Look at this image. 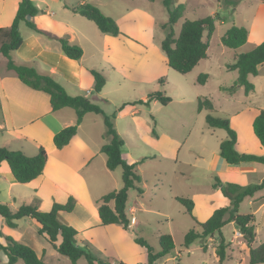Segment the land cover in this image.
I'll use <instances>...</instances> for the list:
<instances>
[{"label":"crops","instance_id":"obj_1","mask_svg":"<svg viewBox=\"0 0 264 264\" xmlns=\"http://www.w3.org/2000/svg\"><path fill=\"white\" fill-rule=\"evenodd\" d=\"M19 1L11 0L12 7L8 11L10 13L4 14L7 1L1 0L0 27L11 24ZM87 1L96 5L107 16L113 18L125 35L112 36L101 32L99 34L91 27L81 28L71 23L57 22L50 19L48 21L43 20L41 24V15H36L33 21L37 26L46 28L50 34L38 33L29 28L26 36L22 37L20 46L11 52L12 59L16 63L33 64L35 62L34 65L38 72L50 74L64 87L68 94L72 96H88L97 104L99 101H106L108 96L106 86L108 83L112 85L125 84V86L131 84L134 89H149L148 86L160 87L159 78L167 76L170 69L166 64V56L161 53L162 50L160 51V42L166 34V28L163 25L168 21L164 17L168 12L163 0ZM190 1L192 0H172L171 7L183 4L184 14L192 6H194L192 9H195L196 7H203L209 2L208 0H195V4H190ZM261 1L257 6L264 7V0ZM82 2L83 0H79L77 4ZM220 2L219 6L222 5ZM72 6L75 5L70 7ZM258 11L259 7L255 9L256 13ZM214 14H217L216 11L211 16ZM217 16L219 15L217 14ZM217 20L220 23L224 22L218 17ZM160 27L164 30L162 31L164 32L162 33L164 37L157 33ZM250 30H248L247 40L251 39L252 33ZM52 35L65 36L69 42L80 45L83 49L82 57L78 60L67 57L62 52L60 43ZM263 40L264 36L262 35L260 39L255 41V45ZM208 51L206 59L209 56ZM86 52H89L88 61L85 60ZM0 56L5 59V70H0V147L4 146L10 150H21L28 156L36 154L39 146H43L47 152L46 163L42 173L35 179L26 182L25 184L28 188L20 192H18L17 181L14 179L8 163L6 161L0 162V192L1 187L6 186L7 198L12 200L10 203L7 202L10 209L14 211L19 207V205H14L18 196H22L19 197V200L24 199L26 202H33L31 204L38 202L39 205L37 207L42 211H48L54 202L65 203L68 197L72 196L75 199L73 210L71 212L59 211L57 220L60 223L74 227L72 221L68 218L70 215L75 214L77 222L81 225V227H74L79 232L76 237L77 242L86 241L90 245L92 253L93 250H102L106 253L107 248L112 250L116 248L118 256L109 255L107 258H102L106 261L104 264L121 262L124 264H143L141 260L144 255L147 261L145 248L140 245L139 247L133 245V247L131 246L132 249L129 250L125 244L128 232L122 225L100 224L97 211L99 199L103 194L109 192L106 191L108 190L106 186H111L114 178L111 173L115 171V169L109 170L106 167V155L100 151L101 146L108 141L103 136L104 131L100 130L102 116L98 113L87 112L69 143L60 149L56 148L53 143L54 134L63 127L75 122V111L72 109L73 112H70L67 110L71 109L69 107L53 111L49 95L43 91L32 89L21 82L14 71L7 69L6 58L2 54ZM263 65L264 62L259 65L260 68H258L257 75H249V80L254 81L262 74ZM91 68L101 70L105 77L107 76V81L101 91L93 98L92 88L94 80L89 71ZM253 85L254 89L246 94L247 96H250L251 92L255 91L256 86L255 84ZM149 90L155 91L154 89ZM147 94L141 96L138 100L146 99ZM134 101L137 100L131 102ZM151 102L158 101L152 100ZM98 105L101 107L100 104ZM131 106H135V104H131ZM133 108L129 113L133 114V121H136L137 117L134 115L136 107ZM246 109H241L237 113L236 123L231 122L238 134L236 149L239 152L264 155V148L260 146L252 130V120L256 113H250ZM120 115L121 113H119ZM86 119H89L90 122H87ZM85 121L91 126L85 124ZM116 130L118 131L117 127ZM225 138L226 136L224 135L219 137L217 153L213 154L211 159L206 160L207 169L211 174L213 176L217 175L222 182H235L241 185L263 182L264 163L248 161L230 164L220 157L218 153L219 143ZM14 142L16 145H12ZM253 146L257 149H252ZM122 158L127 162L133 161L126 159L124 155H122ZM176 158H178V155ZM96 165H100L98 172ZM102 166L105 167V170L102 169ZM137 173L140 175L138 167ZM138 184L137 186L142 188V192L136 190V199L140 207H143L145 204L146 185ZM190 192L189 198L193 201L192 214L199 222L207 220L215 209L227 207L230 204L229 199L221 193L219 188H213L212 184L199 190H194L192 186ZM175 196L187 197L173 195V199H175ZM140 207L129 206L126 202V213L130 219L128 228H132L136 224L137 219L133 213ZM241 207H243V211H241ZM163 210V214H167L166 210ZM239 212L242 214H253V224L257 235L258 220L264 223V190L261 189L252 196H246L240 203ZM21 221L24 223L22 232H17L15 229L20 226L19 222L16 221L14 227H9L5 223L4 218L0 216V231L3 236H11L15 240L29 245L43 259L44 252L51 245L43 236L38 234L39 224L30 217L23 218ZM228 223L236 225L233 221ZM95 229L100 230L98 235L92 234ZM28 235L31 236L32 240L27 241L25 237H28ZM123 239L126 241L124 242ZM241 239H238V243H242L244 247L248 248L243 239ZM210 240L214 241L215 238L212 237ZM225 240L228 242L229 248L227 250L229 252L231 250L230 242H234V235L229 241ZM0 243H5L4 237H0ZM206 245L207 249L205 251L209 252L211 250L214 253V246L207 241ZM2 252H0V255ZM169 254L159 259L158 263L161 264L160 261L167 258ZM2 255L4 258L3 262L7 263V257L4 252ZM227 256H229V253H227Z\"/></svg>","mask_w":264,"mask_h":264},{"label":"rangeland","instance_id":"obj_2","mask_svg":"<svg viewBox=\"0 0 264 264\" xmlns=\"http://www.w3.org/2000/svg\"><path fill=\"white\" fill-rule=\"evenodd\" d=\"M6 1L4 14L10 13L8 11L12 7L11 0ZM32 1L40 10L38 15H41V24L43 20L48 21L50 19L57 22L71 23L81 28L91 27L100 34V31L92 21L71 10L73 6H70L78 5L79 0ZM208 1V4L203 7L192 9L194 7L192 6L173 25L176 36L184 20L202 18L216 11L219 16L217 14L213 15L215 30L209 40L208 58L201 59L185 74L177 73L170 68L168 75L164 77L165 85L163 88L148 86L149 89L160 90L163 95L170 97L168 104L163 105L158 101L151 102L148 105L133 103L135 106H131L132 103L129 104L127 102L138 100L150 90L148 88L134 89L131 84L125 86V84L112 85L109 83L106 86L108 95L106 101L98 102L106 114L114 115V118H112L114 127L118 128L117 132L123 141L121 147L122 155L128 160H133L132 162L141 161L137 166L141 175V182L138 185H146L145 204L143 207H140L136 199L138 186L131 188L128 192L127 204L129 206H139L140 208L133 213L137 219L136 224L132 228L126 229L128 236L125 244L129 250L132 249L131 246L133 247V245L139 247L134 241V238L139 236L157 251L159 249V235L162 233L171 234L174 249L167 258L160 261L161 264H217L214 253L211 250L209 252L204 251L199 241L193 242L187 248L183 246L182 242L187 230L192 225L195 228L197 226L195 221L185 211V208L173 199V195H183L189 198L192 186L194 190H199L207 188L214 182V176L207 169L206 160L211 159L212 155L217 153V141L222 135L226 136V131L222 128L209 127L205 121L207 113L216 117L228 118L230 122L236 123L237 113L241 109L245 110L247 108L246 110L250 113H256L257 108H264V65L262 74L254 81L250 79L256 86L255 91L251 92L250 96H247L243 87L240 86H237L232 93L220 89V86L228 87L232 85L237 77L235 70L227 69V64L234 60V54L251 50L255 46V41L260 39L262 35L264 36V7L257 6L262 1ZM194 2L195 0H192L190 4H195ZM219 2L222 4L221 6H219ZM257 7H259V11L256 13L255 9ZM216 16L220 20H224V22H218ZM164 17L167 20L168 14L166 13ZM232 22L243 25L248 30L251 29L252 33L251 39L237 49L228 48L220 41L221 35L230 27ZM3 27L7 28L8 26ZM19 31L21 36L24 37L29 31V27L24 22H20ZM162 31L164 30L160 27L157 30L158 35L161 34L162 36V33H164ZM161 53L164 55L162 51ZM88 57L89 52H86L85 60L88 61ZM258 68L260 67L258 66ZM0 70H5V59L2 56H0ZM201 73L207 74L204 84L198 81V76ZM198 98H208L212 102L213 108L211 110L198 111ZM133 107H136L134 112L137 117L136 121H133V114L129 113V111L134 109ZM67 110L73 112L72 109ZM119 113H121L120 116ZM86 121L90 122L89 119H86ZM86 121L85 124H87ZM100 122V130L104 131L105 127L102 118ZM87 125L91 126L90 124ZM101 140L106 141L105 139ZM12 145H16L15 142ZM252 149L257 148L253 146ZM177 155L178 158H176ZM102 169L105 170V167L102 166ZM96 170L97 172L100 170V165H96ZM111 175L114 177L113 182L111 186H106L108 189L106 191H111L121 186V168H116ZM16 184L18 192L28 188L25 183L17 182ZM5 187H1L0 202L10 203L12 200L7 198V188ZM19 197L22 196H18L14 205L33 203L26 202L24 199L19 200ZM34 204L39 205L38 202ZM163 209L166 210L167 214H163ZM241 211H243V207H241ZM23 218L28 217L16 220L20 224L15 229L17 232H22L24 223L21 220ZM68 219L72 221L75 228L81 227L75 214L70 215ZM189 225L191 226L189 227ZM257 225L258 231L252 243L253 247L257 246L260 241L264 242V223L258 220ZM236 230H238L237 225L227 223L222 227L221 232L225 239L229 241ZM99 232V229H95L92 234L98 235ZM25 238H27V241L32 240L30 235ZM210 238L212 237H208L206 241L215 248L217 237L213 236L215 238L214 241L210 240ZM241 238L243 239V237H239L234 239V242H230L231 250L229 252L228 250L226 251L229 256L226 257L223 264H251L249 262L248 248L244 247L241 242V244L238 243V239L240 240ZM123 240L124 242L126 241L125 239ZM77 243L82 245L80 242ZM116 252V248L115 250L107 248L106 253L102 250H93V254L99 258H107L109 255L118 256V252ZM2 254L0 255V264H6L3 262ZM43 261L45 264H72L68 257L60 255L51 246L47 247L44 252ZM141 263H147L145 255ZM16 264H23V262L19 260ZM75 264L88 263L84 257H81ZM256 264H264V262Z\"/></svg>","mask_w":264,"mask_h":264},{"label":"trees","instance_id":"obj_3","mask_svg":"<svg viewBox=\"0 0 264 264\" xmlns=\"http://www.w3.org/2000/svg\"><path fill=\"white\" fill-rule=\"evenodd\" d=\"M172 0H163V4L168 12V21L163 25L168 29L165 37L160 42V49L166 56V64L180 74L189 72L201 59L206 58L209 47V40L214 32V17L211 15L198 19H186L181 23L179 32L175 36L173 25L182 16L184 5L178 4L171 7ZM74 13L92 21L101 33L112 36L125 35L119 28L116 21L104 14L93 3L83 0L82 3L73 6ZM40 12L39 8L32 0H20L12 19L11 24L5 28L0 27V54L6 58V67L14 71L18 79L32 89L43 91L49 95L50 105L53 111L63 107H69L76 113L73 124L63 127L53 136V143L60 149L68 144L76 134L78 126L83 116L87 112L98 113L102 116L104 123V134L107 142L103 144L100 151L106 155V167L114 170L121 168L122 186L103 194L99 199L98 216L101 225L120 224L124 229H128L130 219L126 213V202L128 191L136 188L141 182V177L137 173V166L140 160L127 162L122 158L121 147L123 141L114 127L112 118L114 115L106 114L103 109L90 97L84 95L72 96L66 92L64 87L58 83L50 74L38 72L34 63H16L11 52L16 50L22 43V36L19 31L20 22H24L30 29L42 33L50 34L46 28L37 26L33 18ZM205 33V38H204ZM59 43L62 52L69 58L80 59L83 49L80 45L69 42L65 36L52 35ZM248 30L242 25L232 23L221 35V43L231 49H237L247 41ZM233 61L227 64V69L235 70L237 77L234 83L228 87L220 86V89L229 93L234 92L237 86L243 87L245 94L254 89L253 83L249 80V75L258 74V66L264 62V41L255 45L246 52L235 53ZM93 76L94 84L92 88V98L98 94L106 82V77L102 71L89 69ZM207 78L206 73L198 76V81L204 83ZM160 87L164 86V77L159 78ZM152 100H157L166 105L170 97L162 94L160 90L150 91L146 99L127 103H142L148 105ZM126 104V103H125ZM212 102L208 98H198L197 110H211ZM207 125L211 128H222L226 131V138L219 143V155L227 163L236 164L239 162L254 161L264 163V155L255 153L239 152L236 149L237 130L232 126L230 120L225 117H216L210 113L205 116ZM252 130L258 139L260 146L264 148V109L257 108L255 117L252 120ZM47 152L43 146H39L36 154L28 156L21 150H10L4 146L0 147V162L6 161L10 167L12 175L17 182L26 183L39 176L46 163ZM213 188H219L221 193L230 201L229 206L219 207L213 211L211 216L204 222H199L192 214L193 201L188 197L175 196V200L180 203L185 211L195 221L197 228L191 227L187 230L183 238V246L188 247L195 241H199L202 249H207L206 239L217 237L214 253L217 264H223L227 257L228 242L222 235V227L233 221L242 233L245 244L249 250V262L251 264L264 262V242L253 247L256 232L254 216L252 213L242 214L239 206L246 196H252L256 191L264 190V180L258 184L241 185L235 182H222L215 175ZM142 192V188H137ZM75 205V199L69 196L65 203L54 202L48 211L39 210L37 205L31 203H21L19 207L12 211L7 203L0 202V216L4 218L9 227L16 225V220L22 217H30L39 224L38 234L43 236L52 248L60 255L69 258L72 264L84 257L88 264H104L106 261L95 256L90 245L82 241L79 245L76 237L79 232L71 225L60 223L57 220L59 211L71 212ZM5 243H0V250L7 257L6 264H15L21 260L23 264H45L42 257H39L34 249L27 244L19 242L11 236H3ZM134 241L145 248L147 264H159L158 260L169 254L174 249V242L171 234L162 233L158 237L159 249L156 251L142 237H135ZM124 264V263H119Z\"/></svg>","mask_w":264,"mask_h":264},{"label":"built area","instance_id":"obj_4","mask_svg":"<svg viewBox=\"0 0 264 264\" xmlns=\"http://www.w3.org/2000/svg\"><path fill=\"white\" fill-rule=\"evenodd\" d=\"M233 235H234V239H237L239 237H242V233L240 231L235 232Z\"/></svg>","mask_w":264,"mask_h":264}]
</instances>
